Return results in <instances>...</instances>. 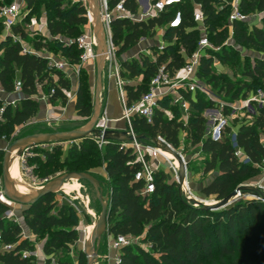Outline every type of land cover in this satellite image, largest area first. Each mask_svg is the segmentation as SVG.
<instances>
[{"label": "trees", "instance_id": "obj_1", "mask_svg": "<svg viewBox=\"0 0 264 264\" xmlns=\"http://www.w3.org/2000/svg\"><path fill=\"white\" fill-rule=\"evenodd\" d=\"M27 1L28 6H31L33 0ZM51 1L54 14L48 17L49 34L52 37L64 35L75 40L82 34L81 26L88 20L86 9L81 2H75L70 8L64 9L66 0ZM196 1L201 4L205 14V24L210 32L209 40L218 48L208 50V54L201 58L199 77L202 80L207 78L213 86H219V91L230 94L233 100L241 91L246 96L251 89L255 90L256 81L262 80L264 83V58L255 56L252 64H244L240 69V75L250 78L249 80H233L223 73L215 72L212 68L213 60L229 61L233 50L236 55H240L235 47L224 43V39L229 37L230 25L236 44L264 52V27L250 23L249 19L228 23L227 13L231 11L232 0H226L227 3L220 9H217L216 3L224 0ZM125 4L131 12L136 13V0H126ZM240 10L245 14L255 10L264 11V0H241ZM183 11L184 25L165 32L169 41L174 37L178 39L177 45L169 42L163 51H158L153 46L151 49L154 57L144 54L141 58L124 62L130 79L142 76L140 83L126 86L127 105L140 100L149 90L150 81L160 66L165 65V69L174 74L185 66V55H191L197 49L201 33L196 28L192 6L185 5ZM262 21L264 23V17ZM164 22V17L148 21L115 19L111 24L113 40L121 44L120 51H123L141 38L152 36L156 25H163ZM1 23L3 25V21ZM12 29L14 33L21 32L22 37L27 36L17 24ZM31 43L35 50H41L53 42L43 36L39 41L32 40ZM69 44L72 45L67 53L69 61L77 64L81 50L75 42H68L67 45ZM66 47L61 45V50L65 51ZM84 72L85 70H81V74ZM54 76L58 77L57 81ZM17 79L22 82L24 96L15 106L4 105L0 100V108H3L0 139L10 137L17 126L36 116L41 106L32 97L37 93V84L49 85L51 103L57 100L65 103L67 92L71 90V80L64 71L52 66L47 57L25 50L19 41L12 42L9 37L0 44V83L5 92L11 93L14 90ZM52 90L54 92L51 93ZM184 96L190 102L187 121L183 119L179 105L169 104L165 98L155 108L151 121L135 116L133 128L143 142H150L161 135L174 147L180 145L179 133L184 130L187 139L193 144H200L202 152L209 155L205 172L216 171V175L203 187L202 192L222 200L235 190L241 178L259 172L257 166L264 160V105L256 107L252 124L243 123L238 127V144L251 160L244 163L235 156L231 138L233 131L229 126L221 129L218 139L205 136L206 119L203 111L207 107H213L214 101L207 99L201 92L195 96L184 92ZM167 108L171 110V115L167 114ZM76 109L83 117H90L93 113L90 86L86 78H80L79 81ZM97 148L93 136H89L80 142H73L71 152L85 157L93 150H98ZM105 148L104 158L109 177L107 192L111 209L107 234L140 238L142 243L149 246L143 248L133 242L123 246L119 264H264L263 201L256 198L240 199L226 208L216 210L193 206L182 199L177 184L169 183L163 171L155 172V190L143 194V182L135 179L141 163L136 159L132 148H123L122 140L115 138H109ZM56 149L58 148L46 154V161L41 168H46L54 160ZM60 166H64L66 171L72 169L68 158L51 169L57 172ZM75 169L79 171L78 168ZM54 195L49 193L43 196L23 211L24 225L31 234L41 237L45 231H50L43 245L47 257L45 264L51 262V254H56L60 249H68L71 243L79 239L77 212L67 203L60 204L54 199ZM7 209V206L0 203V264H33L35 256L24 254L32 246L30 237L23 236V226L20 223L3 216ZM58 263L74 264L70 257H61ZM78 264H87L83 251L79 252Z\"/></svg>", "mask_w": 264, "mask_h": 264}, {"label": "rangeland", "instance_id": "obj_2", "mask_svg": "<svg viewBox=\"0 0 264 264\" xmlns=\"http://www.w3.org/2000/svg\"><path fill=\"white\" fill-rule=\"evenodd\" d=\"M13 1L15 0H4V2L0 0V8L4 4H8ZM18 1L22 2V10L20 13L21 17L17 22V25L20 26V29H22V31H24L27 36L22 37L21 32L14 33L12 28L10 30L6 29L5 26L1 23L3 19L0 16V44L2 42H5L7 38L10 37V40L12 42L19 41L25 48V50H31L38 55L45 56L49 59L50 62L61 59L70 62L67 55L68 49H70L72 46L70 44L67 45L70 37L64 35L52 37L47 29L48 17L50 16V14H54L53 10L51 9L52 1L33 0L31 6H28L27 0ZM70 2L68 3V0H66L64 2L63 8L68 9L75 2H81L83 7L86 9L87 15L88 8L90 7L89 0H71ZM226 3V0H224L222 3H216L217 9H220L221 6H224V4ZM229 12L231 11H228V16L230 15ZM247 15L249 16L250 23H254L256 25L264 27V23L262 21L264 11H250L249 13H247ZM81 28L83 30V34H87L88 36H90L96 33L97 35L96 25H90L88 20L86 24H84V26H81ZM159 33H162V31L155 29L152 36L141 38L136 44L131 45L123 51H120L121 44L113 40L114 50L112 51L110 60L105 61V65L101 73V82L103 85V81L107 82V80L110 79L114 81L118 92L110 91L108 103L113 106V109L118 110V112L122 108V100L120 97L122 96V93L121 86L119 85V77L123 78L125 87L127 85H136L142 81V76L133 79H130L128 77L129 72L125 68L124 62L127 60H133L134 58H141V56L144 55V53L142 52H144L146 48L164 44L163 50H165V48L168 46L167 43L169 42H172L175 45L178 44V39H176L175 37L172 38L171 41H169V38H166L165 34L164 37L161 38ZM209 33V30H207L205 34H207V36L209 37ZM43 36L49 38L53 43H51L44 49L35 50L31 41H39V39H41ZM224 40L225 44L228 43L231 44L232 47H235L240 55H236L233 50L230 55L231 59L229 61H223L214 58L212 68L215 72L223 73L228 78L233 80L244 78L249 80L250 78L240 75V69L244 66V64H252L254 62L255 56H261L264 58V52L243 44H236L232 38V30H230V27L229 37ZM61 45L67 46V49L65 51H62ZM106 48H108L107 45ZM98 51V48H94L93 53L96 54L94 58H90L87 61L80 60L79 63H77L78 68L75 67L72 71H69L70 73H74L72 75V77L74 78L71 79V90L67 92L68 97L65 103L61 100L52 102V105L55 108H50V112L48 111V109L43 110V106H40V110L38 111L36 116H34L31 120L24 123L23 125L17 126L10 137H4L0 139V203L8 207V209L3 212V216H6L7 218L12 219L16 222L22 223L24 222L23 211L25 210V208H27L24 205L11 201L5 194L2 165L5 150L15 141L32 136L34 134L58 131H72L80 129L91 122L94 114V107L96 105V88L99 59V57H97ZM73 52H75V49H73ZM152 54L153 51H151V53H149V55L147 56H152ZM70 63L74 64L72 62ZM81 70H85V72L81 74ZM170 75L173 76L174 74L170 73ZM80 78H86L90 86L91 101L93 105V113L90 117L80 116L76 109L77 90L79 87ZM203 82L209 89L207 94L203 93L204 96L207 99H211L212 101H214L213 107H207L203 111V116L206 119V137L210 136L212 138L216 136L217 133H219L220 129L225 126H229L232 130L233 127L238 128L243 123L252 124L254 122L253 114L256 111V107L260 103L253 98L254 93H257L260 89H264V83H262V80L256 81L255 84L257 85L255 87V90L254 88L251 89L246 96L242 93L243 91H241V94L234 100L232 99L230 94H225V92L219 91V86H213L212 83L207 81V78H205ZM234 88L236 89L237 85ZM42 91L47 95L49 92V85L47 84L43 86ZM106 92L107 90L105 88L102 89L101 87L99 91L98 103L99 118L93 127L98 129H103L106 127L114 134H118L121 131H126L128 129L127 124L122 127H114V125H112V120H102L103 111L106 105ZM10 94L11 93L3 96V103H6L8 99H11L12 96ZM174 96L175 95H168L167 97H165L166 101L169 102V104L178 105L176 97ZM165 98H162L161 100H164ZM166 112L168 115L172 114L169 108H167ZM181 114L183 116L184 112L182 111ZM136 133L139 134L137 131ZM90 136H93V139L95 140V134H92ZM179 138L180 145L178 147L172 146L174 150L173 152L171 151V153L174 157H178V153H181L185 156L186 160V170L184 178L189 186L187 191L181 189L180 192L182 199L187 204L193 206L206 207L208 205L217 204L220 200L216 199L214 195H207L202 192L203 187L216 175L215 170L205 172L206 164L210 160L209 155L202 152L200 144H193L190 140H188L187 134L184 130L180 131ZM76 142H80V140ZM72 145L73 142L50 140L38 142L29 149L21 148L19 164L22 178L29 185L38 190L44 187L50 180L54 179L58 175L68 171H77V169L75 168H78L79 171L91 173L93 176L99 179L104 189V194H106L108 191L109 177L106 172V161L104 158V153L106 152L105 145L101 148L98 147V150H93L85 157H80L78 156V154L72 153ZM55 148L58 149L55 150L54 160L46 168H41L42 163L46 161V154L48 152H52ZM172 156L171 154L168 155L170 160L165 159L164 157H159L155 162L161 163L158 171H163L166 174V179L168 180V182L176 183L177 187L180 190L182 185V177L178 171L179 168L177 169L176 165H174L175 159ZM36 158L38 160H36ZM67 158L69 160V167L72 169L66 171L64 166H60L57 172H53L51 168L56 166V164L59 162L62 164ZM257 167L259 168V172L257 174H250L241 178L236 186V188H242L244 186H251L252 188L242 189L240 191L241 194L238 195V197L233 198L231 203L221 208H226L240 199L247 200L256 198L264 202V160L262 163L258 164ZM177 175L179 177H177ZM69 181L74 182V180ZM76 182H78L79 184V195H77L75 192L66 193L64 191L58 190L57 192H54V199L57 200L60 204L67 203L73 206V208L77 212V229L79 232V239L75 243H71L68 249H60L56 252V254H51L52 259L48 264H59L58 260L61 257H70L72 258L74 264H78L79 252L84 250L85 244L87 242V232L88 230H90V227L94 224V222L96 223L101 216L102 206L97 198L94 186L86 180L77 179ZM10 187L11 190H13L12 186ZM22 233L24 237H29V234L24 229ZM49 234L50 231H45L44 236H35L33 237L34 239H30L32 246L29 249H26L25 252L27 254H33L35 256L33 264L46 263V259H44V257H41L40 260H38L37 252H39L40 256H43V254L41 253V246L43 245V242H45ZM106 234L107 231L101 236L100 241L97 243L98 255L94 260V264H109V249L107 246V242H105ZM129 239L131 242L139 244L143 248L149 247L147 244L142 243L140 241V238L129 237Z\"/></svg>", "mask_w": 264, "mask_h": 264}, {"label": "built area", "instance_id": "obj_3", "mask_svg": "<svg viewBox=\"0 0 264 264\" xmlns=\"http://www.w3.org/2000/svg\"><path fill=\"white\" fill-rule=\"evenodd\" d=\"M90 7L88 8L87 18L90 25H96V18L93 11V6H97L99 9V16L104 28L106 36V59L109 61L111 58L112 51L114 50L113 45V34L111 24L115 19H126L129 18L132 21H148L155 18H165L163 25H156V30H161L160 37L163 38L167 29H178L184 25V11L185 5L190 4L193 11V19L196 22V28L201 33V37L198 42L197 49L191 55H185L186 64L185 66L176 71L173 76L170 72L165 69V65L159 67L157 73L150 81L149 90L138 100L137 102L127 105V90L123 78L119 77V85L121 86V100L123 103V110L121 118L128 125L126 134L131 137L130 140H122L123 148H132L133 154L136 159L141 163L140 170L135 174L137 181L143 182V194L152 193L155 190V172L158 171L161 163H156L159 157L169 159V154L172 155L173 145L168 142L163 136L158 135L154 137L150 142H143L141 136H139L133 128V119L135 116L145 117L148 121H151L155 108L159 106V102L162 98L168 95H175L176 101L180 109L184 112L183 119L187 121L189 116L190 102L184 96V92L191 93L193 96L196 93H208V88L204 84L203 80L198 75V68L201 63V58L208 54V50H217L218 48L212 44L207 36V26L205 24V14L202 10V6L196 0H136L137 11L136 13L131 12L127 8L126 0H90ZM241 0H232L231 12L229 15V22L232 24L236 20H247L249 16L240 10ZM21 1L15 0L11 3L4 4L0 8V16L3 19V25L6 29H11L20 19L21 13ZM232 28V25H230ZM69 43L75 42L77 47L81 50L80 60L87 61L90 58H94L96 54L93 53L94 48L99 50V37L96 33L88 36L87 34H81L75 40H69ZM157 47L158 51H163L164 44H160ZM153 51L150 47L146 48L144 54L149 55ZM99 57V51L97 53ZM151 57H154V51ZM56 69L64 71L66 73L72 71L73 68H78L77 64H71L63 59L50 62ZM70 73V72H69ZM55 77V76H54ZM124 85V88H123ZM42 85L37 84V93L32 97L44 105L46 109L52 108V103L49 101L50 94H45L42 91ZM54 90L51 91V93ZM5 92L0 83V100L3 101V96L8 95ZM12 97L8 99L4 105L11 104L16 105L17 102L24 96L22 92V82L17 79L15 81V88L10 94ZM254 100L258 101L260 105H264V89H260L257 93H254ZM3 108H0V119L2 117ZM102 120L110 121L107 115L106 108L103 111ZM222 129V128H221ZM220 129V131H221ZM103 134L96 136L95 143L99 148L106 145L109 138L104 137V132L108 128H103ZM220 131L213 139H218ZM233 147L235 149V156L244 163L251 162L244 149L239 146L237 141V132H233L231 135ZM173 146V147H172ZM32 147V146H31ZM28 147L27 149H29ZM179 160L182 167L186 170L185 156L178 153V157H174ZM177 177H179L177 175ZM185 182V180H184ZM1 184V182H0ZM184 186V183H183ZM189 186V184H188ZM190 188V187H189ZM131 243L129 237L119 235L113 239L110 246L115 250L121 251L122 247ZM5 247H9L6 246ZM25 255H30L24 252ZM120 262V254L116 256V263Z\"/></svg>", "mask_w": 264, "mask_h": 264}, {"label": "water", "instance_id": "obj_4", "mask_svg": "<svg viewBox=\"0 0 264 264\" xmlns=\"http://www.w3.org/2000/svg\"><path fill=\"white\" fill-rule=\"evenodd\" d=\"M89 3L91 1L89 0ZM93 11L96 18V27H97V35L99 37V59H98V74H97V88H96V105L94 107V114L91 122H89L88 127L85 130H72V131H58V132H46V133H39L34 134L32 136L22 138L21 140L15 141L11 145L7 147L3 157V181H4V190L5 194L13 202L19 203L24 205L25 207H29L39 201L43 196L54 193L59 190V187L70 179H81L90 182L97 194V198L102 206V212L99 220L96 222L93 232L90 234L87 242L85 244L83 252L86 255L87 264H94V260L97 258L98 249L97 243L100 241L101 236L107 231L108 229V216L110 213V206H109V193L107 192L104 194V189L101 185L99 179L93 176L91 173L81 172V171H68L64 172L54 179L50 180L44 187L35 191L32 195L21 197L15 193V186L13 184V180L10 176L9 168H8V159L17 147L28 148L31 147L38 142L41 141H50V140H57V141H65V142H76L81 141L92 134L96 136H101L103 134L102 129L94 128V124L97 122L99 118V91L101 89V73L105 65L106 59V36L104 32V28L102 26L100 16H99V9L97 6H93ZM118 135V136H115ZM104 137L106 138H115L119 140H130L131 137L126 134V131H121L118 134H114L111 131L107 130L104 132ZM185 174V167H182ZM183 173V172H182ZM184 174H181L182 177V185L180 188L183 189L184 183ZM13 190H11V187ZM251 186H244L242 188H236L233 190L228 196L220 200L217 204L208 205L206 208H213L218 209L221 208L229 203L232 202V199L238 197L241 194L242 189H251Z\"/></svg>", "mask_w": 264, "mask_h": 264}, {"label": "bare ground", "instance_id": "obj_5", "mask_svg": "<svg viewBox=\"0 0 264 264\" xmlns=\"http://www.w3.org/2000/svg\"><path fill=\"white\" fill-rule=\"evenodd\" d=\"M88 125H89V123L86 124L81 130H85L88 127ZM21 148L22 147H17L14 151H12V153L8 159V168H9L10 176L13 180V184L15 186L16 194H18L21 197H26V196L31 195L34 191H37V189L32 187L31 185H29L21 176L20 164H19ZM172 157H174V156H172ZM174 159H175L174 165H176L177 169L179 168V170H178L179 173L184 174V170H183L182 165L180 164L179 160H177V158H174ZM70 180H74V182H71L69 180L64 182L59 187V190L64 191L66 193L75 192L77 195H79L80 192H79V184H78V182H76L77 179L74 178V179H70ZM15 181H17V182H15ZM183 190L184 191L188 190V183L186 181L184 182ZM95 224L96 223L94 222V224L91 226L90 231L87 235L86 241L89 238L90 234L93 232Z\"/></svg>", "mask_w": 264, "mask_h": 264}, {"label": "crops", "instance_id": "obj_6", "mask_svg": "<svg viewBox=\"0 0 264 264\" xmlns=\"http://www.w3.org/2000/svg\"><path fill=\"white\" fill-rule=\"evenodd\" d=\"M264 17V16H263ZM252 24H254V23H252ZM230 30H232V28H230ZM49 32V31H48ZM30 52H33V51H31V50H29ZM34 53V52H33ZM74 73L73 72H71V73H68L67 72V75H66V73H65V75L67 76V77H70L69 79L71 80V79H73L74 77H72V75H73ZM54 79H55V81H57L58 80V77L57 76H55L54 77ZM101 87H102V89H106L107 90V92H106V105H105V108H106V112H107V115H108V117L110 118V119H112V125H114V127L116 126H119V127H122V126H125L126 125V123H125V121L121 118V116H122V110H123V103H122V108L119 110V112H118V110H116V109H113V106H111L108 102H109V93H110V91L111 92H118L117 91V88H116V86H115V84H114V81L113 80H107V82L106 81H103V85H102V82H101ZM121 97V96H120ZM41 106H43V110L44 109H46V107L44 106V105H41ZM52 108H55L53 105H52ZM49 112L51 111V109H49L48 110ZM83 128V127H82ZM82 128H80V130L82 129ZM76 130H79V129H76ZM232 131L233 132H237L238 131V128H232ZM262 140L264 141V138H262ZM18 223H20L22 226H23V229L29 234L28 236L30 237V239L32 240V239H34L33 237H35V235H33V234H31V232L29 231V229L26 227V225H24V222H18ZM91 228V227H90ZM89 231L90 230H88V232H87V235H88V233H89ZM86 238H87V236H86ZM115 237L113 236V235H110V234H106V238H105V242H107V246H108V249H109V259H108V261H109V264H117L116 263V260H115V258H116V256L117 255H119L120 254V251H118V250H115L114 248H112L111 246H110V244H111V242L113 241V239H114ZM43 245H44V242H43ZM43 245L41 246V253L43 254V256H40V254H39V252H37V257H38V260H40V258L42 257H44V259H46L47 257H46V255H45V253H44V251H43Z\"/></svg>", "mask_w": 264, "mask_h": 264}]
</instances>
